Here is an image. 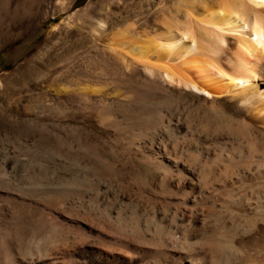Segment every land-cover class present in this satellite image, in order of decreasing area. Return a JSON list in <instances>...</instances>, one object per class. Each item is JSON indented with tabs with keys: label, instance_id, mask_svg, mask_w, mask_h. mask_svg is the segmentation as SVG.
I'll return each instance as SVG.
<instances>
[{
	"label": "rangeland",
	"instance_id": "obj_1",
	"mask_svg": "<svg viewBox=\"0 0 264 264\" xmlns=\"http://www.w3.org/2000/svg\"><path fill=\"white\" fill-rule=\"evenodd\" d=\"M53 1L0 0V264H154L149 235L189 186L166 172L180 157L185 171V125L235 118L122 68L106 39L159 33L157 17L183 20L190 0Z\"/></svg>",
	"mask_w": 264,
	"mask_h": 264
},
{
	"label": "bare ground",
	"instance_id": "obj_2",
	"mask_svg": "<svg viewBox=\"0 0 264 264\" xmlns=\"http://www.w3.org/2000/svg\"><path fill=\"white\" fill-rule=\"evenodd\" d=\"M54 1L63 13L73 3ZM157 21L161 31L144 38L110 33L113 58L148 80L221 103L235 122L213 129L190 120L185 125V171L176 165L180 157L176 170L166 172L170 178L183 173L189 186L180 206L167 208L166 224L159 218L149 235L158 253L154 264H166L163 250L180 264H264V0H190L183 20L161 15ZM88 87L79 88L81 94ZM125 93L114 96L127 100Z\"/></svg>",
	"mask_w": 264,
	"mask_h": 264
},
{
	"label": "trees",
	"instance_id": "obj_3",
	"mask_svg": "<svg viewBox=\"0 0 264 264\" xmlns=\"http://www.w3.org/2000/svg\"><path fill=\"white\" fill-rule=\"evenodd\" d=\"M77 2H78V0H77Z\"/></svg>",
	"mask_w": 264,
	"mask_h": 264
}]
</instances>
